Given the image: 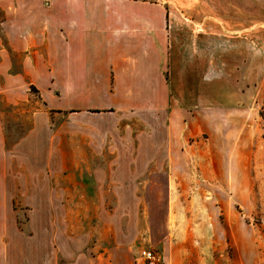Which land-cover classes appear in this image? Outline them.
<instances>
[{
	"label": "rangeland",
	"instance_id": "1",
	"mask_svg": "<svg viewBox=\"0 0 264 264\" xmlns=\"http://www.w3.org/2000/svg\"><path fill=\"white\" fill-rule=\"evenodd\" d=\"M210 1L216 4L217 13L224 12L225 0H163L172 11L197 15L208 12ZM229 1L234 11L240 8V3ZM243 7L249 29L243 35L248 52L243 51L242 63L239 33L232 34L238 46L233 49L232 66L226 67L220 52L225 36H217V52L213 51L210 60L207 33L194 34V27L184 34L180 29L179 48L187 53L200 38L202 62L212 65L201 66L198 74L196 66L180 61L173 68L175 89L189 92L188 96L171 99L162 113L158 109V113L130 116L120 122L121 135L153 143L157 161L147 176L142 172L136 180L135 193L126 188L115 194L108 180L99 188L92 187V164L85 162L74 172L79 185L72 194L40 196L44 210L28 209L31 195L16 194L10 199L0 195V203L11 201L8 210H0V264H22L24 260L26 264L27 258L15 252L22 245L18 239L32 234L34 221L43 224L49 219L54 225L41 229H51L54 236L62 238L67 235L74 247L78 242L77 254L87 252L85 243L80 244L82 236L89 234L93 244L99 239L106 245L114 228L129 253L121 249L118 264H134L142 249L154 251L156 264H264V0H249ZM188 24L193 27L190 21ZM1 85L0 81V90ZM30 93V99L19 103L0 97L6 149L30 126L29 109L45 111L35 90ZM48 114L52 136L60 133V125L77 121L67 113ZM166 144L171 155L168 160ZM58 149L66 151L63 143ZM72 149L90 154L79 143ZM94 165L108 170L106 162ZM2 171H12L14 179L23 173L19 164L7 169L0 156V174ZM58 183L64 185V181ZM11 247L19 259L10 254Z\"/></svg>",
	"mask_w": 264,
	"mask_h": 264
},
{
	"label": "crops",
	"instance_id": "2",
	"mask_svg": "<svg viewBox=\"0 0 264 264\" xmlns=\"http://www.w3.org/2000/svg\"><path fill=\"white\" fill-rule=\"evenodd\" d=\"M234 1L240 3V10L234 11L231 2L225 0L224 12L217 13L216 4L210 1L208 12L197 15L172 11L163 0H0V97L19 103L30 99L34 89L45 106V111L28 110L30 126L10 149H6L0 112L1 164L7 169L19 164L23 169L15 179L12 171L1 172L0 195L9 199L16 194L31 195L28 209L44 210L40 196L72 194L79 185L74 172L85 162L92 164V187L99 188L108 180L113 193L129 188L134 194L136 180L142 172L147 176L157 161L153 143L121 135L120 122L130 116L158 113V109L162 113L171 99L188 96L189 92L175 89L173 68L180 61L196 66L198 74L201 66L212 65L202 62L200 38L187 53L179 48L176 41L180 29L184 34L194 27V34L207 33L210 60L213 51L215 55L217 52V36H225L220 52L226 67L232 66L233 49L238 46L232 34L239 33L241 63L244 61L248 42L243 35L249 22L243 3L247 5L249 0ZM48 113H67L77 121L60 125V133L52 136ZM76 135L82 138L74 140ZM62 143L64 153L58 149ZM78 143L90 154L73 151ZM166 154L168 160V144ZM102 162L108 163L107 171L94 165ZM10 205V200L2 201L0 210H8ZM54 223L52 219L43 224L34 221L31 235L18 236L22 245L15 252L27 258L26 264H118L121 249L128 253L113 228L106 245L99 239L93 244L89 234L82 236L80 244L85 243L87 252L77 254L78 242L74 247L67 235L62 238L54 236L51 229H41ZM28 242L31 245L27 246ZM9 252L17 257L13 247ZM139 258L133 259L134 264H143Z\"/></svg>",
	"mask_w": 264,
	"mask_h": 264
},
{
	"label": "built area",
	"instance_id": "3",
	"mask_svg": "<svg viewBox=\"0 0 264 264\" xmlns=\"http://www.w3.org/2000/svg\"><path fill=\"white\" fill-rule=\"evenodd\" d=\"M139 257L143 261V264H156V255L150 249H142Z\"/></svg>",
	"mask_w": 264,
	"mask_h": 264
}]
</instances>
